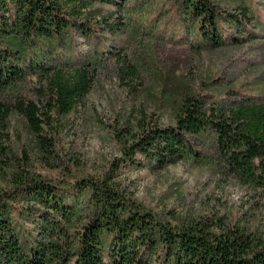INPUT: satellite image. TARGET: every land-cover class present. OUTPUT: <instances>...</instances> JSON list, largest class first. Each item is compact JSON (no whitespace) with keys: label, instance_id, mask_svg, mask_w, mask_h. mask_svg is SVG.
I'll list each match as a JSON object with an SVG mask.
<instances>
[{"label":"trees","instance_id":"obj_1","mask_svg":"<svg viewBox=\"0 0 264 264\" xmlns=\"http://www.w3.org/2000/svg\"><path fill=\"white\" fill-rule=\"evenodd\" d=\"M181 1L200 19L201 49L241 45L264 30L263 17L254 25L249 0H235L234 12L222 6L226 0ZM257 1L264 7V0ZM94 3L116 0H0V169L13 167L7 189L0 192V264H264V233L226 227L208 216L170 223L114 181L120 166L162 170L196 159L210 142L243 182L264 184L262 97L223 100L210 94L207 101L195 88L176 92L178 84L165 80L161 98L167 92L174 103L173 123L140 117L135 128L117 131L121 156L101 178L55 181L32 173L30 161L15 156L8 161L12 112L26 121L49 165L55 156L49 133L53 115L68 114L90 92L98 61L110 50L97 42L76 62L57 50L78 32L96 38L91 23L78 19L85 10L99 12ZM28 75L41 84L38 101L22 92ZM122 77L135 81L138 76L129 68ZM126 83L130 92H140L135 82Z\"/></svg>","mask_w":264,"mask_h":264},{"label":"rangeland","instance_id":"obj_2","mask_svg":"<svg viewBox=\"0 0 264 264\" xmlns=\"http://www.w3.org/2000/svg\"><path fill=\"white\" fill-rule=\"evenodd\" d=\"M249 1L256 26L260 16L264 18V7L256 5L257 0ZM235 4V0H226L222 6L234 12ZM93 7L101 10L92 14L85 10L78 19L91 23L93 36L99 39L85 38L78 32L57 52L61 58L76 62L97 48V42L110 51L100 57L94 84L80 104L66 115H53L49 133L55 156L44 165L42 150L26 121L12 112L6 127L8 161L11 156L18 162L30 161L32 173L55 181L101 178L111 160L121 156L117 131L135 128L140 117L173 123L174 103L167 92L161 98L165 80L178 84L176 92L191 86L207 101L210 94L223 100L264 98L262 28L253 41L201 49L200 19L181 0H116L115 4L94 3ZM224 29L227 36L231 34L228 27ZM129 68L136 72L137 81L122 77V71ZM126 82L138 84L140 92H130ZM40 86L36 77L28 75L22 92L38 101L42 99ZM12 169H0V192L7 189ZM114 181L170 223L208 216L226 227L238 225L264 233V184L243 182L210 142L196 159L162 170L120 166Z\"/></svg>","mask_w":264,"mask_h":264}]
</instances>
